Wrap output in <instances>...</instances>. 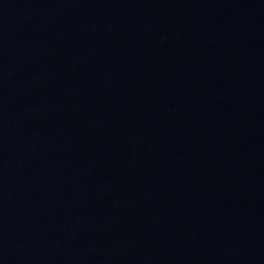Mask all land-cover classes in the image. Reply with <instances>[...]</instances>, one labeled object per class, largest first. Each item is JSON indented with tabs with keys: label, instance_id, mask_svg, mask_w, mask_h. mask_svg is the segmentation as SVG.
Here are the masks:
<instances>
[{
	"label": "water",
	"instance_id": "1",
	"mask_svg": "<svg viewBox=\"0 0 264 264\" xmlns=\"http://www.w3.org/2000/svg\"><path fill=\"white\" fill-rule=\"evenodd\" d=\"M0 264H264V0H0Z\"/></svg>",
	"mask_w": 264,
	"mask_h": 264
}]
</instances>
